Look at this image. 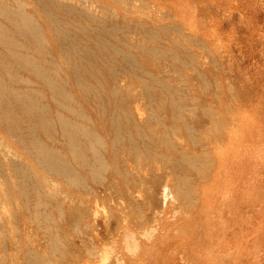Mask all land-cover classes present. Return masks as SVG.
I'll return each mask as SVG.
<instances>
[{"label":"rangeland","instance_id":"374dc122","mask_svg":"<svg viewBox=\"0 0 264 264\" xmlns=\"http://www.w3.org/2000/svg\"><path fill=\"white\" fill-rule=\"evenodd\" d=\"M80 1L67 0L83 7V14H67L70 19L62 22L69 25L52 37L61 39L60 47L72 51V58H61L55 51L56 58L49 57V63L67 70L72 61L73 68L80 66L82 76L91 81V86L70 84L83 96L80 110L85 128H143L146 139H157L153 144L157 153L156 161L140 166L141 171L127 165L131 180L120 177L110 193L98 200L100 224L88 226L85 219L74 224L64 212L55 211L61 226L55 240L63 245L54 255L55 248L50 247L48 257L58 261L60 256L78 255L83 239L91 240L99 228L108 237L100 264H118L119 253L134 247L131 233L143 234L145 225L159 230L155 226L165 219L174 225L172 234H177L167 246V256L177 253L197 264H264V0ZM31 3L26 7L33 12ZM85 7L96 17H88ZM178 9L184 26L175 19ZM251 10L259 14H249ZM178 26L183 32H177ZM39 51L31 54L40 56ZM74 91L68 87L69 93ZM119 103L124 106L116 113L120 121L113 113ZM166 133L170 140L165 139ZM218 146L226 147V163L214 158ZM237 167H242L241 176L234 172ZM168 181V215L162 211L164 218L156 219L153 213L163 205L158 185L161 188ZM131 185L136 193L128 197L125 190ZM121 232L123 237L118 239Z\"/></svg>","mask_w":264,"mask_h":264},{"label":"bare ground","instance_id":"6f19581e","mask_svg":"<svg viewBox=\"0 0 264 264\" xmlns=\"http://www.w3.org/2000/svg\"><path fill=\"white\" fill-rule=\"evenodd\" d=\"M28 1L32 2L29 6L32 7L33 12L26 7ZM103 6L99 8L102 9ZM241 7L249 10L244 6ZM74 12L83 14V7L70 4L67 0H0V177L4 179L0 181V264H100L101 248L108 237L104 229L100 231L99 228L94 230L95 233L93 231L91 240L83 239V250H80L78 255L60 256L58 261L48 257L50 247L55 248L54 255L56 248L63 245V243L60 244V240H55L59 236L56 229L61 228L56 222L55 211L64 212L74 224L80 223L83 219L86 220L84 224L88 226L100 224L98 200L110 193L109 189L117 185V179L131 176L129 166L135 165L136 169L141 171L140 166H150L153 160L156 161L153 156L157 151L153 149V144L157 142V139L154 137L146 139L143 128L84 127L83 111L80 110L83 107V96H78L74 91V85L70 84L78 82L82 86L83 83L91 86V81L82 76L80 66L75 65L76 67L73 68L72 61H68L70 65L67 70L63 69V65L58 67L65 76L59 69H54L48 61L49 57L56 58L55 51L61 58H72V51L60 47L61 39L55 41L52 37L62 31L65 25H69L63 24L62 21H68L70 15L67 14ZM252 12L259 14L254 10L249 11V14ZM84 13L87 16H94L89 7H85ZM111 13L116 15L114 12ZM176 13L175 19L184 26L180 9ZM36 14L39 19H42L43 24L39 23ZM251 23L255 22L251 20ZM143 24L139 25L143 26ZM181 26L177 27L178 30L182 28ZM116 27L108 28L114 30ZM196 28L194 26L193 30L196 31ZM178 30L177 32H183ZM65 37L68 36L65 35L64 39ZM184 41L186 42V38ZM97 44L96 46L99 45ZM144 47L143 45L142 49ZM197 47L200 48L199 45ZM35 49L39 54V50L43 53L40 56H34L31 51ZM151 51L155 52L153 49ZM128 57L131 59L130 56ZM134 62L136 61L133 60ZM40 63L43 66L39 65ZM130 67L132 69V66ZM26 76L30 79H25ZM79 80L83 81L79 82ZM35 85L38 88H35ZM70 86L75 93L68 92ZM42 91L44 94L41 93ZM85 99L88 98L85 97ZM70 101H74L77 108L70 106ZM101 107L103 109V104ZM123 107L120 103L115 104L113 113L120 112ZM115 110L117 112H114ZM87 115H85L86 118ZM117 120L120 121V115ZM139 129L141 130L138 131ZM164 137L169 139L167 133ZM222 147L215 148L214 158H217L215 160L219 163L221 159L226 163L228 158L226 147L223 149ZM174 160L177 158L175 157ZM113 164H116L115 167ZM236 170L241 176L242 167L235 168L234 172ZM95 177L102 179L95 180ZM59 181L61 183L57 186ZM65 186L68 190H62ZM169 189V181L161 188L158 185L163 205L154 211L156 219H159L162 211L169 210L171 205ZM125 192L128 193V197H131L136 193V189H133L131 185ZM60 194L63 195L59 196ZM150 212H153L152 208ZM161 218L163 219L164 216L160 215V220ZM163 220L165 222L155 226L159 227V230L145 225L148 229L143 228L141 235L127 233L130 234L134 247L129 252L119 253L118 264H197L193 259L181 257L177 253L167 256V246L172 242V237H176L177 234L175 232L172 234L174 225ZM121 237L123 232L117 238ZM129 244L127 243L126 246ZM240 245L242 247L241 243ZM194 250H191L192 253ZM236 259L238 258L234 260ZM103 260L106 262L108 259L103 258Z\"/></svg>","mask_w":264,"mask_h":264}]
</instances>
